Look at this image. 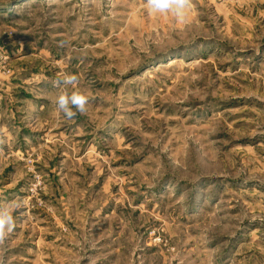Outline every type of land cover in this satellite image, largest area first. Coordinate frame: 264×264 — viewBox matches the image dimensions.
<instances>
[{
  "label": "rangeland",
  "instance_id": "rangeland-1",
  "mask_svg": "<svg viewBox=\"0 0 264 264\" xmlns=\"http://www.w3.org/2000/svg\"><path fill=\"white\" fill-rule=\"evenodd\" d=\"M88 110H55L58 74ZM0 264H264V0H0Z\"/></svg>",
  "mask_w": 264,
  "mask_h": 264
},
{
  "label": "clouds",
  "instance_id": "clouds-1",
  "mask_svg": "<svg viewBox=\"0 0 264 264\" xmlns=\"http://www.w3.org/2000/svg\"><path fill=\"white\" fill-rule=\"evenodd\" d=\"M192 7V0H146V8L153 14H172L177 22L183 23ZM57 90L53 97L55 110L67 120L88 110L90 96L79 85V77L72 73L58 74L53 81ZM18 200L0 205V245H3L15 228V212L20 207Z\"/></svg>",
  "mask_w": 264,
  "mask_h": 264
}]
</instances>
